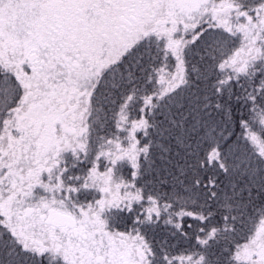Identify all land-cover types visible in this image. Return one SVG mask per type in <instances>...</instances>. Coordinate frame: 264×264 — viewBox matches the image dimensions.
<instances>
[{"label": "snow or ice", "instance_id": "obj_1", "mask_svg": "<svg viewBox=\"0 0 264 264\" xmlns=\"http://www.w3.org/2000/svg\"><path fill=\"white\" fill-rule=\"evenodd\" d=\"M0 264H264V0H0Z\"/></svg>", "mask_w": 264, "mask_h": 264}]
</instances>
